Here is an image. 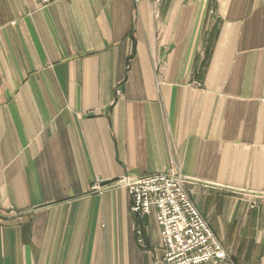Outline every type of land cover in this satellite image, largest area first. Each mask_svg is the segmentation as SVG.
Segmentation results:
<instances>
[{"label": "crops", "instance_id": "1", "mask_svg": "<svg viewBox=\"0 0 264 264\" xmlns=\"http://www.w3.org/2000/svg\"><path fill=\"white\" fill-rule=\"evenodd\" d=\"M169 171L264 264V0H0V264H165Z\"/></svg>", "mask_w": 264, "mask_h": 264}, {"label": "built area", "instance_id": "2", "mask_svg": "<svg viewBox=\"0 0 264 264\" xmlns=\"http://www.w3.org/2000/svg\"><path fill=\"white\" fill-rule=\"evenodd\" d=\"M36 1L46 5L57 0ZM120 181L128 190L133 214L155 213L165 264H238L192 200L180 175L169 171ZM260 202L264 203V193L256 194L251 207Z\"/></svg>", "mask_w": 264, "mask_h": 264}, {"label": "water", "instance_id": "3", "mask_svg": "<svg viewBox=\"0 0 264 264\" xmlns=\"http://www.w3.org/2000/svg\"><path fill=\"white\" fill-rule=\"evenodd\" d=\"M101 185L103 187H119V186H123L124 183L123 182H119V183L110 184L108 181H103V182H101Z\"/></svg>", "mask_w": 264, "mask_h": 264}, {"label": "rangeland", "instance_id": "4", "mask_svg": "<svg viewBox=\"0 0 264 264\" xmlns=\"http://www.w3.org/2000/svg\"><path fill=\"white\" fill-rule=\"evenodd\" d=\"M54 2V1H53ZM119 182H122V181H120V180H117V181H115L114 183H119ZM123 186H125V185H123ZM128 191V190H127Z\"/></svg>", "mask_w": 264, "mask_h": 264}]
</instances>
